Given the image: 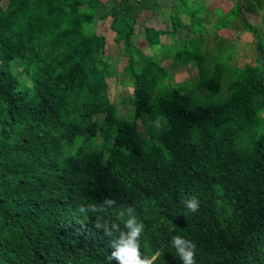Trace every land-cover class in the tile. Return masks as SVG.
<instances>
[{"label": "trees", "instance_id": "1", "mask_svg": "<svg viewBox=\"0 0 264 264\" xmlns=\"http://www.w3.org/2000/svg\"><path fill=\"white\" fill-rule=\"evenodd\" d=\"M0 2V264H119L109 257L132 219L153 264H183L174 236L195 245V264H264V37L243 18L264 0H235L210 25L198 0H167L192 37L171 34L160 57L152 51L168 32L142 28L149 55L133 32L159 0ZM236 18L255 66H234L218 43ZM105 20L122 45L131 118L116 117L109 100L106 42L96 32ZM182 69L195 79L171 83ZM143 116L157 125L147 139L136 125Z\"/></svg>", "mask_w": 264, "mask_h": 264}, {"label": "rangeland", "instance_id": "2", "mask_svg": "<svg viewBox=\"0 0 264 264\" xmlns=\"http://www.w3.org/2000/svg\"><path fill=\"white\" fill-rule=\"evenodd\" d=\"M232 2L236 3L235 0H232ZM230 2L229 4L232 5L233 3ZM3 3V2H0ZM199 5V4H198ZM202 6L205 8V6L202 4ZM165 7V6H164ZM234 6L232 7V9ZM205 10V9H204ZM169 15V12L166 10V12H163L161 15V18L159 20V26L160 28H169V19L167 18ZM243 18L248 22L250 25H256L258 26L259 32L264 37V8L261 10V12H258L256 15L251 14H244ZM236 18L232 23L231 26L227 27V29L234 30L238 32L237 34L235 32L230 33V36L235 37L232 39L230 37L231 42L226 43L227 47L224 46V44L221 47L227 48L229 51L233 52L232 55V64L237 67H241L243 63H249L252 66L256 65L254 58H253V41L250 36V34L243 33L241 30L240 23ZM162 22V23H161ZM144 26H151L152 27V16L147 13L146 15H141L137 20L136 24L133 28V31L135 32V40L134 45L138 48H142V52H147V49L144 46V41L142 39V28ZM112 26H109V20H105L103 22H99L97 25V33H101L104 36L106 47H105V61L107 62L108 69L110 72V79L107 81L108 89H109V100L114 105V111L115 115L118 118H131L132 117V107L128 106L124 103V100L131 96L132 89L129 86L126 85H120L119 83V75L121 74V69L125 65V59L120 55L121 51V44H115L113 39L115 38V33L111 29ZM114 30V27H112ZM222 34L223 32L217 31V34ZM225 37H228L226 35ZM229 39V40H230ZM226 40V39H225ZM228 40V41H229ZM226 42V41H225ZM208 44V42H207ZM145 48V49H143ZM211 48V45H210ZM227 51V52H229ZM149 53V51L147 52ZM155 53L159 55V51L155 50ZM225 52H221L220 54L217 53V56L224 57ZM166 59H162L161 65L163 67L167 66ZM12 71L14 73H20L21 68L17 67L15 63H12L11 65ZM194 69H188L187 71L182 69L180 73L173 75L171 77V83H179L184 80L188 79H195L193 77ZM19 76V81L23 84L27 83V77H25L22 73ZM117 74V76H116ZM264 117V111L262 113ZM97 121L101 120V117L98 116L96 118ZM138 134L141 139H147L148 137H151L154 129L156 128V123L152 119H148L146 116H143L142 119L136 121ZM153 142H156V139H153ZM96 146H100V140L97 138L95 140ZM102 152L103 159H107V149L105 147L99 148ZM108 161L111 164H114L116 160L112 157L108 158Z\"/></svg>", "mask_w": 264, "mask_h": 264}, {"label": "crops", "instance_id": "3", "mask_svg": "<svg viewBox=\"0 0 264 264\" xmlns=\"http://www.w3.org/2000/svg\"><path fill=\"white\" fill-rule=\"evenodd\" d=\"M159 1L161 3L160 8L155 9V11L152 13L143 11L140 13L139 17L141 15L144 16L148 13L150 15V17L152 16V28H154L156 30H162V31L168 32V34H165V35L159 37L160 45L158 47H155L152 51V53H154L160 57L161 47H165V46H168L170 44L171 34L174 36L173 38H175L176 40H185V39L192 37V35H191L190 27L188 24V20L183 15L175 17V18L169 17V15H168L167 18L169 19V28H167V27L164 29L160 28L159 20L161 18L162 13L166 12V7L162 6V3L166 4L167 0H159ZM198 2L203 4L206 7L203 15L200 17L201 22L205 25H210V24L214 23L219 16H223L225 14L231 13L232 7L234 6V2H232V0H198ZM230 2H232L233 4L230 5L229 4ZM234 20L235 19L230 21L225 29L219 30L220 32L222 31L223 33L217 34L218 43H220V44L221 43H225V44L230 43L231 40L235 38L233 36H230L229 32L230 31H231L230 33L235 32L236 34L238 32L234 31L233 29L232 30L227 29V27L231 26V23ZM144 27H149V26H144ZM242 32L244 33V31H242ZM245 33H247V32H245ZM226 35H228V37H225ZM134 36H135V32H134ZM230 37H232V39H230ZM142 39H143V36H142ZM143 41H144V39H143ZM144 46H145V43H144ZM139 49L141 50L142 48H139ZM143 49H145V48H143ZM155 50L159 51V55L157 53H155ZM148 51L149 50L147 49V52ZM147 52L145 51L143 53L149 55L150 52L149 53H147ZM161 61H162V59H161ZM165 61L167 62V65H168L169 64L168 60H165Z\"/></svg>", "mask_w": 264, "mask_h": 264}, {"label": "clouds", "instance_id": "4", "mask_svg": "<svg viewBox=\"0 0 264 264\" xmlns=\"http://www.w3.org/2000/svg\"><path fill=\"white\" fill-rule=\"evenodd\" d=\"M185 203L191 212L195 213L198 211L199 201L196 198L186 200ZM124 226L129 231L126 234L121 233L120 243L116 245V251L111 253L109 260L114 258L119 264H153L156 255H153L151 258H142L139 251L137 238L142 232L143 225H137L135 219H132L127 220ZM172 244L176 248L180 259L183 260V264H195V245L191 241L180 236H174Z\"/></svg>", "mask_w": 264, "mask_h": 264}]
</instances>
